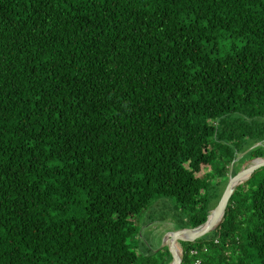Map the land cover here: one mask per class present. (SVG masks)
Instances as JSON below:
<instances>
[{"label": "trees", "instance_id": "16d2710c", "mask_svg": "<svg viewBox=\"0 0 264 264\" xmlns=\"http://www.w3.org/2000/svg\"><path fill=\"white\" fill-rule=\"evenodd\" d=\"M238 155L264 156V0H0V264H137L132 218L200 225ZM208 233L180 264H264V165Z\"/></svg>", "mask_w": 264, "mask_h": 264}, {"label": "rangeland", "instance_id": "374dc122", "mask_svg": "<svg viewBox=\"0 0 264 264\" xmlns=\"http://www.w3.org/2000/svg\"><path fill=\"white\" fill-rule=\"evenodd\" d=\"M225 52L226 48L220 46L219 53L224 54ZM216 156L218 157V152L216 153ZM239 156L240 155L231 161L227 177L229 176L230 170L232 172H236L238 167L237 163H239ZM220 163L221 162L218 161V165H220ZM252 163L253 160L251 159L242 162L239 170L246 168ZM262 168L263 165L257 167L256 170L260 171ZM217 180L220 179H216V177L212 179L213 182ZM226 184L227 181L224 183V188ZM153 202L154 203L147 206L146 209L142 210L139 214L132 218L137 232L132 234L126 240L130 245V248L135 250L140 255L138 257L137 264L141 263L146 257L151 258L153 264L161 262L166 258L167 251L169 252L167 245H163L164 238H167L168 236L167 233L169 231H175L182 228H191H180V224L186 219L187 211L177 206L173 199L159 197L158 199H154ZM209 236L210 234L208 233L206 237ZM178 245L180 246V256L182 258V246L180 243H178ZM142 264H151V262H144Z\"/></svg>", "mask_w": 264, "mask_h": 264}, {"label": "water", "instance_id": "95a60500", "mask_svg": "<svg viewBox=\"0 0 264 264\" xmlns=\"http://www.w3.org/2000/svg\"><path fill=\"white\" fill-rule=\"evenodd\" d=\"M244 153V152H243ZM242 153V154H243ZM253 163L246 168L239 170L232 175V171H229L227 184L217 202L206 217V220L198 226L191 228H182L175 231H169L167 238H164L163 245H167L171 254V260L168 264H180L181 256L177 254L174 243H180L181 241H193L198 237L213 230L222 220L227 202L234 190V188L244 181L254 169L264 165V156L251 159ZM211 216V218H210Z\"/></svg>", "mask_w": 264, "mask_h": 264}, {"label": "bare ground", "instance_id": "6f19581e", "mask_svg": "<svg viewBox=\"0 0 264 264\" xmlns=\"http://www.w3.org/2000/svg\"><path fill=\"white\" fill-rule=\"evenodd\" d=\"M210 218H211V216H210ZM174 245H175V248H176V251H177V254L179 255L180 254V246L178 245V243H174Z\"/></svg>", "mask_w": 264, "mask_h": 264}, {"label": "flooded vegetation", "instance_id": "af4514ba", "mask_svg": "<svg viewBox=\"0 0 264 264\" xmlns=\"http://www.w3.org/2000/svg\"><path fill=\"white\" fill-rule=\"evenodd\" d=\"M263 157V156H262Z\"/></svg>", "mask_w": 264, "mask_h": 264}]
</instances>
